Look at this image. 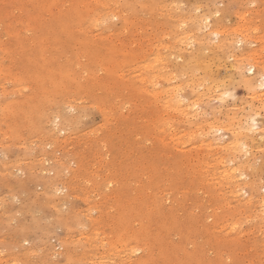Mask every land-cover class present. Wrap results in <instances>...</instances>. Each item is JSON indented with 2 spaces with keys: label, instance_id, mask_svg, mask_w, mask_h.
I'll return each instance as SVG.
<instances>
[{
  "label": "rangeland",
  "instance_id": "obj_1",
  "mask_svg": "<svg viewBox=\"0 0 264 264\" xmlns=\"http://www.w3.org/2000/svg\"><path fill=\"white\" fill-rule=\"evenodd\" d=\"M0 264H264V0H0Z\"/></svg>",
  "mask_w": 264,
  "mask_h": 264
},
{
  "label": "bare ground",
  "instance_id": "obj_2",
  "mask_svg": "<svg viewBox=\"0 0 264 264\" xmlns=\"http://www.w3.org/2000/svg\"><path fill=\"white\" fill-rule=\"evenodd\" d=\"M201 3V2H200ZM242 3V2H241ZM246 3V2H245ZM188 4V3H187ZM210 5V4H209ZM181 6V5H180ZM210 9V8H209ZM188 11V10H187ZM169 12V11H168ZM201 12V11H200ZM246 12V11H245ZM95 13V12H94ZM111 13V12H110ZM113 14V13H112ZM115 15H117L118 13H114ZM84 16V15H83ZM120 16V15H119ZM214 17V16H213ZM89 18V17H88ZM130 20V19H129ZM196 21V20H195ZM228 21V20H227ZM130 23H131V21H130ZM80 24H82V23H80ZM128 25V24H127ZM229 25V24H228ZM248 25V24H247ZM185 26V25H184ZM228 28H229V26H228ZM233 30V29H232ZM255 33V32H254ZM246 35V34H245ZM235 36V35H234ZM210 38V37H209ZM186 40V39H185ZM208 41V40H207ZM184 42V41H183ZM187 43V42H186ZM194 43V42H193ZM196 46V45H195ZM216 46V45H215ZM224 46V45H223ZM231 46V45H230ZM90 49V48H89ZM223 51V50H222ZM125 53V52H124ZM128 53V52H127ZM199 54V53H198ZM197 56V55H196ZM92 57V56H91ZM199 59V58H198ZM124 60V59H123ZM126 60H128V59H126ZM207 60V59H206ZM208 61V60H207ZM245 61V60H244ZM206 62V61H205ZM175 63V62H174ZM148 64V63H147ZM257 65V64H256ZM253 66H255V64H253L252 65V67ZM215 67V66H214ZM214 70V69H213ZM184 73V72H183ZM208 73V72H207ZM210 73V72H209ZM64 75V74H63ZM247 76V75H246ZM196 78V77H195ZM159 79V78H158ZM211 81V80H210ZM159 82V81H158ZM175 83V82H174ZM191 84V83H190ZM177 86V85H176ZM185 87V86H184ZM176 89V88H175ZM200 89V88H199ZM206 89V88H205ZM202 90V89H201ZM199 91V90H198ZM209 93V92H208ZM171 96V95H170ZM157 97V96H156ZM161 97V96H160ZM205 98V97H204ZM208 98V97H207ZM170 99V98H169ZM168 100V99H167ZM171 101V100H170ZM198 106V105H197ZM176 112V111H175ZM174 114V113H173ZM183 115V114H182ZM193 115H195V114H193ZM115 116V115H114ZM198 118H200V117H198ZM180 119V118H179ZM165 129V128H164ZM166 130V129H165ZM239 131V130H238ZM117 134V133H116ZM203 135V134H202ZM173 136V135H172ZM172 138V137H171ZM176 138V137H175ZM217 139V138H216ZM217 146V145H216ZM227 150H228V148H227ZM215 159V158H214ZM59 176V175H58ZM226 177H227V175H225ZM82 178V177H81ZM247 178V177H246ZM213 179V178H212ZM231 181H232V179H231ZM204 182V181H203ZM216 183V182H215ZM223 187H225V186H223ZM228 188V187H227ZM248 202V201H247ZM236 216H237V214H236ZM252 227V226H251ZM21 255V254H20Z\"/></svg>",
  "mask_w": 264,
  "mask_h": 264
}]
</instances>
